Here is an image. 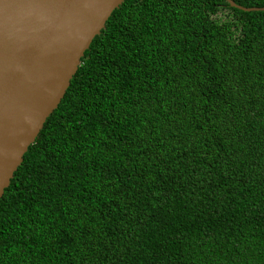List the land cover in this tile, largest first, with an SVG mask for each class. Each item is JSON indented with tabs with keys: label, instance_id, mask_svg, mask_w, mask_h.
Returning <instances> with one entry per match:
<instances>
[{
	"label": "trees",
	"instance_id": "1",
	"mask_svg": "<svg viewBox=\"0 0 264 264\" xmlns=\"http://www.w3.org/2000/svg\"><path fill=\"white\" fill-rule=\"evenodd\" d=\"M77 69L0 197V264H264V10L123 0Z\"/></svg>",
	"mask_w": 264,
	"mask_h": 264
},
{
	"label": "water",
	"instance_id": "2",
	"mask_svg": "<svg viewBox=\"0 0 264 264\" xmlns=\"http://www.w3.org/2000/svg\"><path fill=\"white\" fill-rule=\"evenodd\" d=\"M123 0H0V197ZM244 12L264 8H244Z\"/></svg>",
	"mask_w": 264,
	"mask_h": 264
},
{
	"label": "bare ground",
	"instance_id": "3",
	"mask_svg": "<svg viewBox=\"0 0 264 264\" xmlns=\"http://www.w3.org/2000/svg\"><path fill=\"white\" fill-rule=\"evenodd\" d=\"M78 70V69H77Z\"/></svg>",
	"mask_w": 264,
	"mask_h": 264
}]
</instances>
